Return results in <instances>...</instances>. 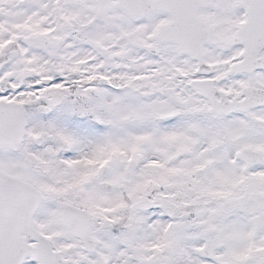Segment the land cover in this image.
I'll use <instances>...</instances> for the list:
<instances>
[{
  "label": "rangeland",
  "instance_id": "374dc122",
  "mask_svg": "<svg viewBox=\"0 0 264 264\" xmlns=\"http://www.w3.org/2000/svg\"><path fill=\"white\" fill-rule=\"evenodd\" d=\"M54 2L0 0V80L25 86L20 94L2 96L28 108L29 127L18 153L0 150V170L43 193L35 221L51 235L66 264H264V211L247 201L251 194L264 197V164L244 171L236 159L244 149L264 159V109L211 115L208 101L188 87L197 78V65L181 47L163 46L159 58L146 51L158 45L153 35L158 23H168L164 15L139 22L115 6L96 14L97 0ZM26 10L35 16L28 27L16 30L13 21ZM57 15L70 33L60 32V26L49 39ZM199 17L213 23L206 57L220 91L236 98L249 86L264 90L263 74L234 77L228 72L234 56L230 31L241 22L232 1L221 0ZM16 33L23 35L22 49L6 54V41ZM43 37L49 48L38 42ZM43 78L51 85L41 86ZM166 89L173 93L164 95ZM54 94L64 103L41 120L32 108ZM69 104H80L86 112H67ZM60 121L74 126L76 151L66 127L51 126ZM132 161L138 169L127 178ZM104 166L109 167L106 179ZM104 180L112 185L110 193L98 188ZM148 182L156 191L155 212L131 213L119 234L107 229L128 212L123 192L136 193L133 204L152 197ZM63 205L86 208L95 220L93 256L82 253L59 222Z\"/></svg>",
  "mask_w": 264,
  "mask_h": 264
},
{
  "label": "water",
  "instance_id": "95a60500",
  "mask_svg": "<svg viewBox=\"0 0 264 264\" xmlns=\"http://www.w3.org/2000/svg\"><path fill=\"white\" fill-rule=\"evenodd\" d=\"M105 0H101V3H103ZM110 1V0H107ZM118 6L125 9L127 8L129 10V7L127 6V3L124 0H119ZM135 1V0H133ZM149 2V0H147ZM146 2V3H147ZM210 3V0H161L154 5L155 7L152 8V6L146 10L144 13H140V16H146L148 12H151L152 10H155L157 8L163 9L167 13L170 12L171 14H175L178 17V20L180 17L184 18L186 20V12L189 10L192 14H196L195 11L197 8H199L202 5H208ZM145 4V3H144ZM148 4V3H147ZM190 5H195L196 7L193 9H187ZM181 18V21H184V19ZM175 26H172L171 28H163L158 32V37L161 38L162 41L166 42H174V43H181L182 46H184L186 52L192 56H194L197 60H200V50L201 45L192 43L191 41H194V35H191V33L184 31L181 32V25H179V22L174 24ZM189 29L192 27V25L188 26ZM257 28V24L254 22L253 24H247L245 29H243V33H247L248 36H250L248 39L244 40L243 42L240 40H237L235 44H252L255 43V39H253L251 36H254L255 30ZM178 32V33H176ZM175 33V34H174ZM189 39V40H188ZM187 42V43H186ZM191 42V43H188ZM247 57L249 59H255L256 54H250L247 56V54H244L243 57ZM252 61H245L242 63L247 69L246 71L252 72ZM244 67V68H245ZM203 72V70H200ZM241 72V71H240ZM6 81L4 80L2 83L4 84ZM44 84L48 85V81H44ZM209 82H204L203 84L193 83L191 87L195 88V90L199 91L200 95L208 98L210 100V103L213 107V110L211 113H217L218 115H229L236 113V111H242L244 113H247L248 111L255 109L257 107H264V95L260 94V92L253 93L249 90L243 91L242 95L247 96L248 99H246L242 103H232V104H225V101H227V97H222V102L218 103L216 101V96H218V93L215 91V89L211 86ZM62 102V98L59 96H55L52 101H50L49 105L52 107L59 106ZM41 114L45 115L48 114L50 109L47 107H41L38 110ZM26 117L24 116V113L22 111V108L19 106H4L3 103L0 104V147L3 146H9L11 149L18 151V146L22 143L23 137L25 135V127H26ZM239 159L244 160L247 165L251 163H260L263 161L260 156L248 152L241 153L239 155ZM136 168V165L133 163L130 166V169L127 171L126 176L130 177V174L132 171ZM107 169L103 170L102 177H105L107 174ZM2 175V174H1ZM4 181L10 182L11 178L7 176H3ZM11 183V182H10ZM100 188H102L106 192H110L112 188L106 184L101 183ZM20 195L18 196V199L22 203L23 206V224H24V234H25V245L28 248L27 251L21 256L19 255L18 261L16 264H21L20 261L25 259L28 255L35 256V259L40 264H45L44 260L38 259V255L36 251L38 252L40 249L45 251H50L49 245L42 239L40 236L35 234L33 227H32V218L34 214L36 213V210L38 209V206L41 202V195L34 191L32 188L28 186V184H20ZM6 199H9L11 201H14V194H11L10 197H6ZM255 201L259 204L260 210L263 209L264 206V199H260L256 196H251L249 198V201ZM152 204L149 202L144 201L143 203L135 204L132 207V211H145L148 209H152ZM65 213L61 218V222L64 223V225L67 227L69 232L80 239L81 242H83L84 245V251L93 253L94 247L93 243L89 239L90 230L93 226V220L90 219L89 215H87L83 211H77L73 210L71 208H65ZM35 240L37 241L38 248L35 250H32L29 248V241ZM57 260L58 264H62L59 255L57 254Z\"/></svg>",
  "mask_w": 264,
  "mask_h": 264
},
{
  "label": "flooded vegetation",
  "instance_id": "af4514ba",
  "mask_svg": "<svg viewBox=\"0 0 264 264\" xmlns=\"http://www.w3.org/2000/svg\"><path fill=\"white\" fill-rule=\"evenodd\" d=\"M27 1H36V0H27ZM43 1H47V2H49L50 4H52V3H55L54 1H59V2H61V0H43ZM232 1V4L234 5V8L236 7L237 9H239V11H240V19H241V22H243L244 20H245V18H246V15H247V11H246V7H247V5H248V0H231ZM257 2H259V4H264V0H256ZM219 2H221V0H216L215 1V3L214 4H212L209 8H206V9H203V10H200V12H199V15H198V17L200 16V14L201 13H203V12H206V11H208V10H210L212 7H214L216 4H218ZM24 3L26 4V0H24ZM23 4V3H22ZM24 4V5H25ZM19 6H21V5H18V7ZM111 6H114L113 4L111 5ZM105 7V6H104ZM103 7V8H104ZM261 7H263L264 8V6H261ZM30 8V7H29ZM28 8V9H29ZM12 9L14 10L15 9V6H12ZM259 10H261V12H262V14H264V9H261V8H259ZM3 16H4V18L6 19V17H5V15L3 14ZM35 16V13H34V11H32V10H26L25 12H23L20 16H19V18H17L18 20L17 21H13V22H16L15 24H21L22 26H24V27H28L29 25H30V23H31V19L33 18ZM57 19L58 20H60L59 18H58V15H57ZM203 20L204 22H206L204 19H202L201 17H199V20ZM57 20V21H58ZM170 20V19H169ZM168 20V21H169ZM216 23H217V25L218 26H221V23L219 24L217 21H215ZM240 22V23H241ZM207 23V22H206ZM211 23H212V20H211ZM208 25L210 24V23H207ZM211 25V24H210ZM66 28H67V26H66ZM234 30L235 29H233V32H234ZM59 30H57V29H55V31L52 33V35H51V37H49V39L50 38H52V36H53V34H55V33H57ZM236 32H237V30H236ZM235 32V33H236ZM49 34H51V33H49ZM237 34V33H236ZM46 39H48V37H43V38H41V40L39 39V41L38 42H45V43H47V41H46ZM230 39V41L233 39V38H229ZM211 41V40H210ZM163 46H167V45H165V44H159V45H154V47H152V48H156V50H159V48H162ZM148 49L150 50V47H148ZM35 83H36V81H35ZM19 85H21V84H19Z\"/></svg>",
  "mask_w": 264,
  "mask_h": 264
}]
</instances>
